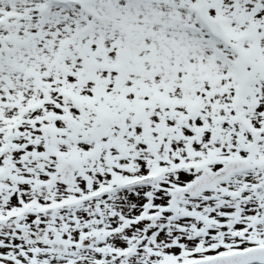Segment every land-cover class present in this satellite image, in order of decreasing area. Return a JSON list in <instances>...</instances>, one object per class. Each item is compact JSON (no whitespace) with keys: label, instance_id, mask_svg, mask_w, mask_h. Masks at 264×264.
I'll use <instances>...</instances> for the list:
<instances>
[{"label":"snow or ice","instance_id":"1","mask_svg":"<svg viewBox=\"0 0 264 264\" xmlns=\"http://www.w3.org/2000/svg\"><path fill=\"white\" fill-rule=\"evenodd\" d=\"M0 264H264V0H0Z\"/></svg>","mask_w":264,"mask_h":264}]
</instances>
